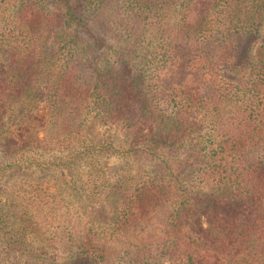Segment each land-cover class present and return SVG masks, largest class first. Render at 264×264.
I'll return each mask as SVG.
<instances>
[{
  "label": "trees",
  "instance_id": "16d2710c",
  "mask_svg": "<svg viewBox=\"0 0 264 264\" xmlns=\"http://www.w3.org/2000/svg\"><path fill=\"white\" fill-rule=\"evenodd\" d=\"M119 127V152L147 159L80 178L87 195L72 166L116 153L99 128ZM2 133L29 169L62 172L71 201L107 210L76 234L68 209L48 232L10 193L0 264H58L54 250L62 264H264V0H0ZM171 150L197 161L193 196Z\"/></svg>",
  "mask_w": 264,
  "mask_h": 264
},
{
  "label": "rangeland",
  "instance_id": "374dc122",
  "mask_svg": "<svg viewBox=\"0 0 264 264\" xmlns=\"http://www.w3.org/2000/svg\"><path fill=\"white\" fill-rule=\"evenodd\" d=\"M75 10L77 14L81 15L87 22H89V26L93 25L91 19L87 17L86 13L82 14L81 10ZM41 91L43 92V90ZM44 107L45 103H42L40 105V108ZM44 112L46 113L47 110L44 109ZM96 112L97 111L92 109V115H90L89 120H92V118L95 117ZM99 132L105 134L107 137L113 136V146L116 148V153L112 151L108 153V155L99 156L97 160H95V158L90 160L84 159L83 161L78 162V164H74L71 169V178H76V181L78 182L77 184H81L82 181L79 180L80 178H83L85 182H87L88 178L91 177V175L93 176V178H101L103 175L106 179H110V177H112V174L115 173V170L124 165H128V163L130 162L133 170L139 169L142 167L141 165H143L142 162L147 159L145 157L135 156L134 153L132 154L133 156L130 155L125 157L119 152V150L121 149L124 150V146L126 144L122 128H99ZM40 136L42 137L43 133ZM4 137L5 134L2 133L0 135V201L7 203L6 196L10 193L15 200H19L16 194L22 192L27 194V205L30 208L31 213L38 215V220H48V224H45V226L47 227L46 230L48 232L52 231L55 226L61 224V222H59V218L61 217L63 219L68 209L69 212L73 209L71 214L74 220L73 230L76 234H79V232H81V228L83 229L84 227L89 225L90 222L94 220V218H97V213L99 211L104 213L107 210V205H105V202H101L100 200L90 202L89 199H86L82 201V206L79 202L71 201L70 197L65 192L66 190L68 192L69 189L65 187H59V185L62 183L61 181L64 180L63 178L65 177H62V172L58 174L59 181L57 180V175L54 172L52 173V171L54 170L52 167L51 173H46L45 175L40 176L39 171L32 170L34 168L29 169L28 165L23 163V160L27 157L25 158V156L22 154L6 153L5 151H3L4 149L2 148L1 140ZM96 139H98V137ZM137 148L139 147H136L134 150H137ZM125 149L129 148L125 147ZM130 149H132V147H130ZM51 155H53V153H49L47 151L41 158L42 160H48L52 157ZM164 157L169 160L174 174H176V176L178 177L179 182H182L184 184V186L188 190V193L191 196L196 194L198 192V189L200 188L199 185L188 181L189 179L186 176L194 173L191 171V167L192 165H195L197 161L193 158L188 157L183 151L176 150L167 152L166 154H164ZM12 165L17 166L18 168H14L12 167ZM99 165L103 167V173L92 174L96 170V168L99 167ZM52 166L55 167L56 165L52 164ZM68 181L69 179L66 183H71ZM14 184H20V186L22 187L21 190L23 191H18V187L17 189L14 188ZM74 184L71 183L68 184V186L71 188L74 186ZM84 184L87 187L86 194L88 195L90 190V187H88L89 183ZM29 238L30 241L33 242L34 246L39 248L40 237L36 239L35 236H30ZM51 252L53 253V251H49L48 253V257L50 258H52ZM54 254L57 256V258L55 257L53 258V260L58 264H62L64 262L62 253L54 250ZM18 260L19 259L15 256V254H12L11 256H5L3 260L4 263L2 264H15V262H17Z\"/></svg>",
  "mask_w": 264,
  "mask_h": 264
}]
</instances>
